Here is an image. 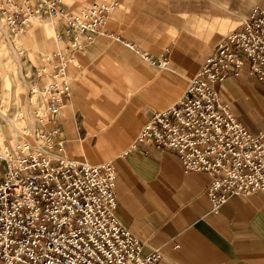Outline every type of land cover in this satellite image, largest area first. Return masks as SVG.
I'll list each match as a JSON object with an SVG mask.
<instances>
[{
	"label": "built area",
	"instance_id": "2783aa9c",
	"mask_svg": "<svg viewBox=\"0 0 264 264\" xmlns=\"http://www.w3.org/2000/svg\"><path fill=\"white\" fill-rule=\"evenodd\" d=\"M6 28L25 31L30 22L58 16L57 51L38 72L45 108L32 111L23 151L0 150V261L3 264H159L117 215V172L112 163L92 165L67 155L56 125L72 95L69 70L102 34L113 6L94 3L75 13L63 0H4ZM127 48L139 53L131 43ZM144 58L168 69L166 58ZM245 66L264 87V9L256 6L241 26L214 45L185 95L155 114L134 145L172 151L185 173L210 177L207 196L217 214L234 197L264 191V128L251 134L224 102L217 86ZM37 114V117H36ZM36 118V119H35ZM22 133V132H21Z\"/></svg>",
	"mask_w": 264,
	"mask_h": 264
},
{
	"label": "crops",
	"instance_id": "0c3cea01",
	"mask_svg": "<svg viewBox=\"0 0 264 264\" xmlns=\"http://www.w3.org/2000/svg\"><path fill=\"white\" fill-rule=\"evenodd\" d=\"M114 2L102 34L78 57L81 69L69 70L72 95L56 118L67 155L113 164L118 218L146 253L162 250L159 264H264V191L234 197L214 214L207 174L185 173L172 151L133 146L155 114L185 95L216 42L239 28L254 7L264 9V0ZM144 54L166 58L169 68L152 66ZM118 78L138 91L125 95ZM251 78L245 66L217 89L243 126L257 134L264 128V87ZM93 89L100 90L98 96Z\"/></svg>",
	"mask_w": 264,
	"mask_h": 264
},
{
	"label": "rangeland",
	"instance_id": "374dc122",
	"mask_svg": "<svg viewBox=\"0 0 264 264\" xmlns=\"http://www.w3.org/2000/svg\"><path fill=\"white\" fill-rule=\"evenodd\" d=\"M63 3L69 12L75 13L85 10L94 3H107L113 6L111 14L117 8L114 0H63ZM4 7V0H0V150L10 149L20 154L26 141L31 138L30 135L24 134V130H29L30 126L34 125L31 112L38 114L45 108L41 91L42 82L38 72L40 68L48 66L47 57L57 51L56 36L64 27V22L55 15L38 18L31 21L25 31L12 33L6 28L3 20L1 10ZM225 32L226 30L222 31V34ZM81 67L78 62L76 68ZM119 78L116 80L122 83L124 88L118 86L125 95L131 96L138 91L133 85L130 87L131 83H127V80ZM252 78L250 81L254 79ZM92 91L94 95H99L100 90ZM178 99H174V102ZM94 105L91 104V110L100 115L98 107ZM133 139V137L130 139V143ZM106 144L108 145L107 142ZM107 147L110 148L109 145ZM118 152L120 151H113L114 155ZM68 157L71 158L70 155Z\"/></svg>",
	"mask_w": 264,
	"mask_h": 264
}]
</instances>
